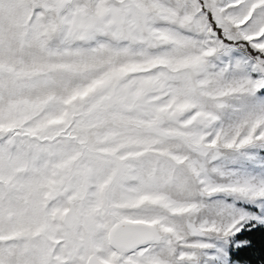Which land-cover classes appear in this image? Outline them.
I'll return each instance as SVG.
<instances>
[{
	"label": "snow or ice",
	"instance_id": "snow-or-ice-1",
	"mask_svg": "<svg viewBox=\"0 0 264 264\" xmlns=\"http://www.w3.org/2000/svg\"><path fill=\"white\" fill-rule=\"evenodd\" d=\"M0 264H264V0H0Z\"/></svg>",
	"mask_w": 264,
	"mask_h": 264
}]
</instances>
